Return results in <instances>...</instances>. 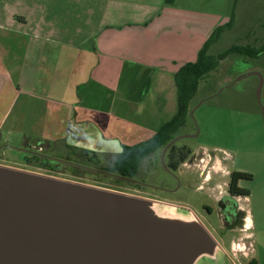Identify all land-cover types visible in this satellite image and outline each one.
Returning a JSON list of instances; mask_svg holds the SVG:
<instances>
[{
	"label": "crops",
	"instance_id": "1",
	"mask_svg": "<svg viewBox=\"0 0 264 264\" xmlns=\"http://www.w3.org/2000/svg\"><path fill=\"white\" fill-rule=\"evenodd\" d=\"M153 1L0 0V137L100 155L150 139L178 111L176 73L222 25L174 0L149 14Z\"/></svg>",
	"mask_w": 264,
	"mask_h": 264
},
{
	"label": "rangeland",
	"instance_id": "2",
	"mask_svg": "<svg viewBox=\"0 0 264 264\" xmlns=\"http://www.w3.org/2000/svg\"><path fill=\"white\" fill-rule=\"evenodd\" d=\"M160 1H153L149 14L160 12ZM171 1V4L174 2L181 8L202 12L204 23L213 17L211 21L217 18L216 22L223 25L234 15L233 26L213 44L211 54H218L234 44L259 48L264 43V0ZM127 8L124 4V11L127 12ZM190 106L187 125L166 146L143 159L134 178L108 170L119 160L122 150L118 151V144V148L116 145L110 147L107 154L95 153L96 157L91 158L81 153L73 155L69 148L72 145L55 147L32 142L31 146L25 147L19 136L10 141L7 136H1L0 165L117 190L153 199L161 205L184 207L200 218L227 251H230L231 242L244 237L245 232L243 224L235 231L222 229L217 201L226 193L230 171L250 173L252 179L239 181V185L248 189L250 195L248 199L240 197L237 205L244 206V216L250 213L253 217L255 227L252 225L246 231L254 233L257 252L250 258L259 256L264 238L261 225V209H264V53L256 58L233 54L221 61L220 66L200 82ZM174 116L165 117L163 121L167 123ZM173 144L184 152L187 149L191 151L178 170H171L167 165V156ZM43 149L45 152H42ZM209 154L214 155L213 158ZM198 157L206 158L205 162H200L201 169L207 165L205 176L210 175L205 183L200 182L199 168L195 165L199 163V160L196 161ZM43 159L49 162L47 166L41 165ZM208 206L214 210L213 213ZM250 258L240 256L241 261L236 264H248ZM226 263L234 264L224 251L220 252L218 262L210 258L199 262Z\"/></svg>",
	"mask_w": 264,
	"mask_h": 264
},
{
	"label": "water",
	"instance_id": "3",
	"mask_svg": "<svg viewBox=\"0 0 264 264\" xmlns=\"http://www.w3.org/2000/svg\"><path fill=\"white\" fill-rule=\"evenodd\" d=\"M221 251L184 207L0 165V264H199Z\"/></svg>",
	"mask_w": 264,
	"mask_h": 264
},
{
	"label": "trees",
	"instance_id": "4",
	"mask_svg": "<svg viewBox=\"0 0 264 264\" xmlns=\"http://www.w3.org/2000/svg\"><path fill=\"white\" fill-rule=\"evenodd\" d=\"M233 22L234 15L226 24L219 25L216 29H214L210 37L200 49L197 60L195 62L186 63L176 73L175 80L178 86V111L174 118L165 123L150 139L135 145H124L123 150L120 153L119 160L108 170L117 172L124 177H136L142 160L166 146L176 137V133L182 127L187 125V118L191 107L190 105L194 96L198 92L200 82L209 76L212 71H215L220 66L221 61L233 54H241L251 58H256L264 53L263 43V45L259 48L251 45L234 44L218 54H211V46L219 40L221 35L227 29H230L233 26ZM262 28L264 30V21ZM36 142L40 144L42 141ZM69 148L72 149L73 155H80L81 153L89 155L91 158L96 157L95 153L88 149H80L72 146H69ZM190 154V149H187L184 152L183 149L178 148L173 144L167 156L168 167L171 170H178L180 165L187 161ZM43 160L44 161L41 165L47 166L49 162L45 159ZM231 176L234 179L231 184L232 191L238 195L249 196V190L240 187L238 185V181L241 179L250 180L253 176L250 173L240 171H234ZM248 264L258 263L255 259H252Z\"/></svg>",
	"mask_w": 264,
	"mask_h": 264
},
{
	"label": "flooded vegetation",
	"instance_id": "5",
	"mask_svg": "<svg viewBox=\"0 0 264 264\" xmlns=\"http://www.w3.org/2000/svg\"><path fill=\"white\" fill-rule=\"evenodd\" d=\"M36 145H40V144L37 143ZM28 146H31V144H29ZM43 150L44 151H42V152H45V149H43ZM41 154H43V153H41ZM43 155H47V154L44 153ZM212 156H214V155L209 154L210 158ZM215 157H217V156H215ZM205 159L206 158H204V157L203 158L198 157V158H196V161L199 160V163H195L196 167L199 168V171H197V172H199L198 175L201 177V181H200L201 183H205L210 178V175L205 176V174H204V173H206L207 165L201 169V164L203 162H205ZM200 162H202V163H200ZM233 172L234 171H232V172L230 171V173H229L227 190H226L225 195L221 199H218V201H217V205L220 209V212L217 214H218L219 219L221 220V227H222V229H228L231 231H235L237 229H240L241 225L243 224L244 218H245L243 209L237 205V200L240 197H244V196L235 194L231 189V184L234 181V179L231 176V174ZM239 181H238V185H239ZM214 184L216 185L217 181L214 182ZM207 208L209 209L210 213L214 212V210H212L210 207H207ZM226 264H230V263H226Z\"/></svg>",
	"mask_w": 264,
	"mask_h": 264
},
{
	"label": "built area",
	"instance_id": "6",
	"mask_svg": "<svg viewBox=\"0 0 264 264\" xmlns=\"http://www.w3.org/2000/svg\"><path fill=\"white\" fill-rule=\"evenodd\" d=\"M244 228V237H239L236 240H233L231 242L230 251H227L225 248H223L227 258L234 264L241 261L240 256L241 258L249 259L254 252V242L252 235L246 231V229H248L247 225ZM246 241H248V245H246Z\"/></svg>",
	"mask_w": 264,
	"mask_h": 264
},
{
	"label": "bare ground",
	"instance_id": "7",
	"mask_svg": "<svg viewBox=\"0 0 264 264\" xmlns=\"http://www.w3.org/2000/svg\"><path fill=\"white\" fill-rule=\"evenodd\" d=\"M249 224V223H248ZM249 228V225L247 226Z\"/></svg>",
	"mask_w": 264,
	"mask_h": 264
}]
</instances>
